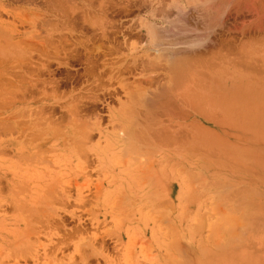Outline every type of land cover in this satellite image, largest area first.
<instances>
[{
  "label": "rangeland",
  "instance_id": "374dc122",
  "mask_svg": "<svg viewBox=\"0 0 264 264\" xmlns=\"http://www.w3.org/2000/svg\"><path fill=\"white\" fill-rule=\"evenodd\" d=\"M0 264H264V0H0Z\"/></svg>",
  "mask_w": 264,
  "mask_h": 264
},
{
  "label": "bare ground",
  "instance_id": "6f19581e",
  "mask_svg": "<svg viewBox=\"0 0 264 264\" xmlns=\"http://www.w3.org/2000/svg\"><path fill=\"white\" fill-rule=\"evenodd\" d=\"M175 54V53H174ZM167 70H169V69H167ZM170 71V70H169ZM173 74H174V72H173ZM176 76V75H175ZM182 79V78H181ZM181 97V96H180ZM180 100V99H179ZM238 205V204H237Z\"/></svg>",
  "mask_w": 264,
  "mask_h": 264
}]
</instances>
